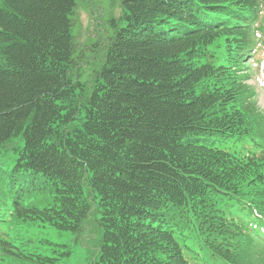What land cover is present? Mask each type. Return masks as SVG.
<instances>
[{"label": "trees", "instance_id": "obj_1", "mask_svg": "<svg viewBox=\"0 0 264 264\" xmlns=\"http://www.w3.org/2000/svg\"><path fill=\"white\" fill-rule=\"evenodd\" d=\"M75 5L0 0V147L23 143L0 169V264L12 227L79 232L94 208L89 264L264 260V114L246 66L262 0H123L84 83Z\"/></svg>", "mask_w": 264, "mask_h": 264}, {"label": "rangeland", "instance_id": "obj_2", "mask_svg": "<svg viewBox=\"0 0 264 264\" xmlns=\"http://www.w3.org/2000/svg\"><path fill=\"white\" fill-rule=\"evenodd\" d=\"M261 11L254 40L258 50L253 59H248L252 73L247 84L254 88L256 106L264 114V70L257 63L259 60L264 62V0ZM122 13L123 0H76L70 18L75 42L73 58L80 82H86L94 68L101 65L108 42L114 34L111 24ZM22 145V135L19 134L0 147V169L11 167ZM39 205L43 206L42 201ZM98 218L99 213L94 208L79 232L58 229L52 224L55 218L12 227L9 229L12 245L1 264H89L100 253L102 228ZM258 264H264V260L258 261Z\"/></svg>", "mask_w": 264, "mask_h": 264}]
</instances>
